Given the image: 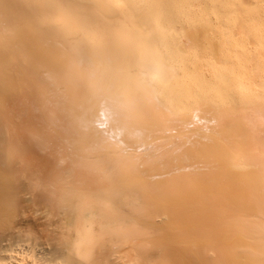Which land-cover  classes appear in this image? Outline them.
I'll use <instances>...</instances> for the list:
<instances>
[{
  "label": "bare ground",
  "instance_id": "bare-ground-1",
  "mask_svg": "<svg viewBox=\"0 0 264 264\" xmlns=\"http://www.w3.org/2000/svg\"><path fill=\"white\" fill-rule=\"evenodd\" d=\"M0 264H264V0H0Z\"/></svg>",
  "mask_w": 264,
  "mask_h": 264
},
{
  "label": "rangeland",
  "instance_id": "rangeland-1",
  "mask_svg": "<svg viewBox=\"0 0 264 264\" xmlns=\"http://www.w3.org/2000/svg\"><path fill=\"white\" fill-rule=\"evenodd\" d=\"M236 135H237V134H236ZM238 136H239V135H237L236 138L239 139V140H236V142H237V141H239V142L244 141L243 138H240V137H238ZM236 142H232V144H233V143H236ZM241 143H242V142H241ZM236 144H237V143H236ZM242 144H243V143H242ZM233 145H234V144H233ZM238 145H239V143H238ZM243 145H244V144H243ZM240 146H241V145H240Z\"/></svg>",
  "mask_w": 264,
  "mask_h": 264
}]
</instances>
